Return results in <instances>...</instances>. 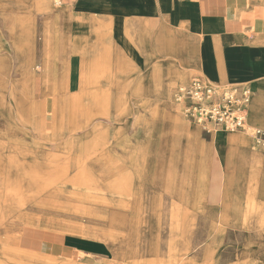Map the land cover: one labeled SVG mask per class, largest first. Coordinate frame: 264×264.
Returning a JSON list of instances; mask_svg holds the SVG:
<instances>
[{
    "label": "rangeland",
    "instance_id": "374dc122",
    "mask_svg": "<svg viewBox=\"0 0 264 264\" xmlns=\"http://www.w3.org/2000/svg\"><path fill=\"white\" fill-rule=\"evenodd\" d=\"M50 1L58 11L76 2L58 5L56 0ZM26 6L22 0L23 12ZM44 17L38 14L19 24L6 23L0 16V264H176L184 254L186 259L178 264H249L259 251L264 258L263 230L232 228L216 220L223 206L222 195L236 202L242 196L261 193L264 187L255 173L264 163V146L253 136L260 128L249 123L246 128L247 132L251 128L253 148L258 151L251 152L258 158L248 160L254 190L245 192L243 186L237 187V159L243 150L235 141L226 145L227 141L219 140L223 172L207 178L206 194L189 207L182 205L181 197L167 193L166 183L162 189L149 185L159 171L174 167L175 172H181L178 164L174 166L180 145L159 148L161 127L152 123L146 128L152 141L143 178L146 190L136 196L131 185V191L126 189L121 176L134 162L120 159L138 152L143 126L137 120L142 117L145 124L152 120V110L164 103L155 97L154 87L164 84H148L143 98L141 92L138 98L132 96L126 84H67V72H63L67 59L58 65V72L49 70ZM23 25L32 27L33 32V47L26 50L32 58L33 84H18L24 80L19 66L25 50L23 42L15 39L17 55L10 28ZM63 35L70 42V35ZM67 48L63 52L67 53ZM181 86L176 87V93ZM262 95L260 91L257 98ZM141 98L143 105H138ZM253 100L251 91L252 108ZM156 120L162 121L160 115ZM202 127L201 138L212 143L216 132L209 139L205 130L219 128ZM171 138L175 142L180 139L176 131ZM215 159L212 166L216 168L219 162ZM232 168L236 171L228 172ZM113 178L122 185L112 191ZM182 185L179 180L178 186ZM257 208L255 211L263 210ZM29 219L41 224H25ZM45 223L52 228L42 226ZM60 226L100 241L109 257L58 249L66 236L56 229Z\"/></svg>",
    "mask_w": 264,
    "mask_h": 264
},
{
    "label": "crops",
    "instance_id": "0c3cea01",
    "mask_svg": "<svg viewBox=\"0 0 264 264\" xmlns=\"http://www.w3.org/2000/svg\"><path fill=\"white\" fill-rule=\"evenodd\" d=\"M24 1L27 6L23 12L22 0H0V16L6 23L20 24L22 20L37 16L35 0ZM75 1L50 17L45 16L42 23L45 36L50 30L70 35L68 61L63 69L67 72V84H126L131 88L132 96L138 98L140 90L143 98L148 84L188 85L198 78L218 87L248 86L253 99L260 91L264 92V0ZM10 30L19 56L15 30ZM30 67L32 71V63ZM23 68L20 63L19 71L24 80L18 84H32V72ZM57 69L52 68L51 72H58ZM139 104L143 105V99ZM175 104L166 102L163 107L171 111L177 109L178 104ZM161 109L162 106L158 115L162 120ZM247 119V124L264 129V96L253 108L249 106ZM213 132L217 139L227 141L226 145L235 141L239 148L258 152L253 148L251 133L246 130L242 135L222 129ZM206 135L209 139L213 136ZM121 149L126 152L125 148ZM215 162H218L217 156ZM260 168L264 170V163ZM219 169L223 172V166ZM235 171V168L228 169V172ZM145 174L146 170L135 182L136 196L145 193ZM149 185L161 188L162 184L155 174ZM171 195L181 197L182 205L189 207L204 196L196 193ZM222 197L223 206L217 223L242 229L255 226L258 231H264V225L247 221L257 207L264 209V192L239 198L236 202ZM34 221L29 219L24 223L41 224ZM42 226L52 228L49 223ZM56 229L66 235L64 245L58 249L88 257H109L110 252L100 241L88 240L66 226ZM186 256L182 255L175 263H183ZM263 260L259 251L253 254L249 264H264Z\"/></svg>",
    "mask_w": 264,
    "mask_h": 264
},
{
    "label": "bare ground",
    "instance_id": "6f19581e",
    "mask_svg": "<svg viewBox=\"0 0 264 264\" xmlns=\"http://www.w3.org/2000/svg\"><path fill=\"white\" fill-rule=\"evenodd\" d=\"M63 8H65V6L62 7V9ZM55 11H58V10H56V7H54L53 3L50 0H35L34 2V12L37 15L42 14L46 17H50L51 15L54 14ZM22 21H26V20H22ZM12 29L15 30L17 41L23 42L22 45L24 46V50H25V54L24 53L21 54V57L23 58L22 59L23 67L28 69V71L32 72L31 70H29V67L31 66L32 58H30L29 55L26 54V50L30 51L33 47L32 43L34 40H33L32 27L30 28L28 25L27 26L23 25V26H14L12 27ZM68 42L65 40L64 35L59 34L56 30L55 31L50 30L46 32L45 43H46L47 50H48L47 57L49 59L48 63L50 64L49 70H51L52 68L56 70L60 63L65 64L67 53L63 52V50H64V47L66 48L67 46H69ZM18 46H21V45L19 44ZM75 51L77 52V48H75ZM32 84H33V81H32ZM179 85L180 84H164L163 89L161 88L163 87L162 85L155 86L154 87L155 97L157 98V100L164 101V103L174 102L173 98L176 95V87ZM184 86L185 84H183V86L181 87H184ZM138 92H140V90ZM262 93L264 92L262 91ZM263 96L264 95H262L261 97L257 99H254L253 106H255L257 102H260ZM160 108L161 106L159 108H157L156 106L152 110L151 112L152 120L146 121V124H145L144 119H142V117L138 118L137 122H141V125L143 126V129H140V134H141L140 144L141 145L138 149V152L130 156L127 160L122 159V158L120 159L123 162H128V161L134 162V165L132 166V168L128 169L126 173L122 175V177H124L123 179L124 184L127 183L126 189L130 190V185H131L132 186L131 190L132 191L134 190L135 192L136 180L141 175H144L145 162L149 158V155L147 152L149 151L150 144L152 142L148 138L149 131H147L146 128L149 127V125L151 126L152 123H154L155 125L159 124L160 125L159 127H161V132L158 135V138L160 141L159 148L165 147L168 150V148L174 143L180 145L179 150H178L179 157H178L177 162H175L174 166L176 167L178 164L181 169V172H175L174 167L172 166L173 170L165 169L164 171H159L156 174V178H158L161 181L162 185L166 183V191L168 194L185 195V194L196 193V194L205 195L207 192V178L214 177V176L218 177L222 173L219 167L223 166L221 161L223 160L224 157H223L221 148L218 147L219 139H217V137L214 135L212 143L210 144L205 143L203 138H201L202 137L201 131L203 130L202 126L204 125H201L198 123L195 125H192L187 120L184 110L179 105H177V109H174L171 111H168L167 108L163 107L162 105L163 119L161 122H157L156 118L158 117ZM33 111L34 110H31V113ZM174 131H176L177 135L180 137V139L177 140L176 142L173 141L171 138V134ZM250 131H251V128L248 130V132ZM242 150H243V155L239 152L238 159H237L238 163L236 166L237 172L239 174L238 175L239 185H237V187L240 188L243 186L244 191L247 192L250 190H254L253 183L249 177L248 160L251 157L252 158H258V157L255 155H251L252 151L250 150L241 148L240 151ZM159 155L161 154L159 153L158 157ZM216 156L218 157L219 163L217 167L215 168L212 166V161ZM38 166H35V167H38ZM223 169H224V166H223ZM255 173L259 175L258 177L262 180L264 184V170L260 168L259 170H255ZM79 176H82V173L79 174ZM171 178H172V183L169 182ZM127 179L129 182H126ZM179 180H182L183 185L181 187L178 186ZM120 185L122 184L118 181V178L116 179L113 178L110 181L109 189L112 191L118 190V186ZM162 185H161V189L163 187ZM263 192H264V187L261 190V193ZM244 197L245 196H242L241 198H244ZM251 215L253 216L247 217L248 222L250 223L256 222L257 224L264 225V209L260 212L255 211Z\"/></svg>",
    "mask_w": 264,
    "mask_h": 264
},
{
    "label": "built area",
    "instance_id": "2783aa9c",
    "mask_svg": "<svg viewBox=\"0 0 264 264\" xmlns=\"http://www.w3.org/2000/svg\"><path fill=\"white\" fill-rule=\"evenodd\" d=\"M66 1L56 0V3L63 5ZM250 97L248 86L217 87L195 78L178 90L175 101L190 121L238 133L247 128ZM205 133L211 134V131L205 130ZM253 136L258 145L264 146L263 130L255 129Z\"/></svg>",
    "mask_w": 264,
    "mask_h": 264
}]
</instances>
